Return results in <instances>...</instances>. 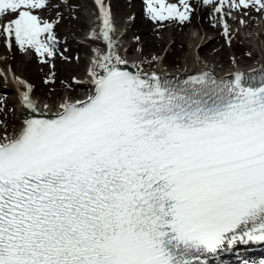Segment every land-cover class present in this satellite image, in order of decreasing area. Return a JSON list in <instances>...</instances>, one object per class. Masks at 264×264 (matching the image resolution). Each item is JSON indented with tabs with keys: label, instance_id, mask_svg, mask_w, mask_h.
I'll return each mask as SVG.
<instances>
[{
	"label": "snow or ice",
	"instance_id": "1",
	"mask_svg": "<svg viewBox=\"0 0 264 264\" xmlns=\"http://www.w3.org/2000/svg\"><path fill=\"white\" fill-rule=\"evenodd\" d=\"M94 2L110 49L89 70L94 94L0 137V264H208L264 243V79L204 73L181 85L123 70L111 10ZM202 2L264 14V0ZM47 5L0 0V36L45 64L54 25L34 13ZM146 5L154 21L192 12L190 0ZM19 84L32 108L31 85Z\"/></svg>",
	"mask_w": 264,
	"mask_h": 264
},
{
	"label": "rangeland",
	"instance_id": "2",
	"mask_svg": "<svg viewBox=\"0 0 264 264\" xmlns=\"http://www.w3.org/2000/svg\"><path fill=\"white\" fill-rule=\"evenodd\" d=\"M167 2L179 4V0H167ZM196 2L195 0V4H197ZM49 3L51 4L49 8L47 5L43 10L37 9L34 14L38 15L40 19L43 17L42 21L52 23L57 42H65L62 45H56L54 50L56 52L55 57L62 54L63 63L71 65V69L68 72L79 70V73L70 72L69 79H83L85 70L87 69L86 56H88V48L86 45L77 42L85 37L90 24V20L85 15L87 12L85 0H49ZM193 3L191 4L190 0L191 6ZM178 6L181 9L183 7L182 5ZM111 7L112 14L118 18L117 20L121 27H125L127 30L124 39L125 43L129 45L127 52L132 55L138 54L142 60V67H139L140 70H148L161 64L166 67L167 71L176 69L182 65L184 56L189 51V48H191L187 44L186 38L192 34V31H196L195 36L203 33L200 27L193 24L190 20L184 23H180L179 21L152 20L147 11L146 0H111ZM236 13L243 17L242 21H245L250 28L258 31V33L260 32L259 35L264 37V14L257 13L255 10H249L247 14H243L240 11H236ZM236 13H234V10H231L230 16L232 19ZM211 15L215 28L213 30L204 29V33L218 36L216 44L217 47L219 46V52L229 60L216 63V66L218 65V67L224 70L232 66L236 60L241 64H250L255 59H258L259 51L249 48L250 42L242 37L244 29L236 31V26H229V35L226 36L224 34L225 30L218 28V26H222L221 21L214 14ZM195 20L196 23L198 18L195 17ZM238 24L241 23L239 22ZM144 27H150L154 31L150 33L153 41L154 39L158 41L157 37L161 36L162 33L164 36L167 35L165 38L163 37L165 39L163 45L153 47L144 44V40L140 38V33ZM46 35L41 36V40H45ZM66 37L71 39L66 41ZM210 46L212 45L199 47V54L204 59H209ZM62 49L64 51L61 53ZM2 52L6 54V59L3 62L4 66L13 65V67L18 66L24 70L22 71L25 74L24 82L26 85H31L32 95L39 98L42 102H49L51 106L62 102L64 97L65 101H68L66 97L68 96V92L72 91L74 94L84 95L90 91L87 86L85 88H78V86H73L72 82L68 81V79L65 81L64 75L54 69L56 64L52 60L55 57L48 58L49 63L47 64L41 63L42 58L36 54L34 49L22 50L14 42L12 47L9 48L6 39L0 36V54ZM22 58L24 60L33 58V61L28 64L21 61L18 62ZM216 59L220 60V57ZM3 82L4 80L0 77V136H6L8 133L15 131L18 126L15 91L6 90L4 86L7 85H3ZM68 87H71V89H68ZM24 88L26 87L24 86ZM73 97L74 95H70L69 100H72Z\"/></svg>",
	"mask_w": 264,
	"mask_h": 264
},
{
	"label": "bare ground",
	"instance_id": "3",
	"mask_svg": "<svg viewBox=\"0 0 264 264\" xmlns=\"http://www.w3.org/2000/svg\"><path fill=\"white\" fill-rule=\"evenodd\" d=\"M197 4H195V0H191V4L193 3L192 12L190 16V21L193 24H196L200 27V29L203 31V33H199L197 36H195V32L192 31V34L186 38V42L191 46L189 48V51L184 56L182 60V65L177 67L176 69L172 71H167L166 67L161 64L159 66H154L151 69L148 70H142L144 73L151 74L156 73L161 76V78H171V77H179V76H195L198 73L202 72V70H208V71H214L216 75L223 76L228 75L230 72H249L253 69H256L258 67L264 66V37L259 35L258 31H254L252 28H250L245 21L243 23L241 22L243 20V17L240 16L238 13H236L235 17L232 19L230 15H227L229 13V8L227 5L224 8L223 13H217L214 10L213 6L206 5L202 2V0H196ZM87 12L85 15H87L88 19L90 20L89 29L86 32L85 37H83L80 41L77 43L86 45L88 48V56H86L87 60V69L85 70V76L83 79L80 80H72L69 79L70 72H78L71 70L68 72L69 69H71L70 64H65L62 61V54L57 55L52 62L56 64L54 67L57 72L64 75L65 81L68 79V81L72 82L73 86H78V88H85L86 86L90 89L86 94L78 95L74 94L72 91L68 92L66 96L68 101L64 100L60 102L59 104H56L54 108L48 107L49 105L46 103H43L39 101L36 97L32 95V92L30 93V98L33 102V107L29 108L25 105L23 101V94L27 92V88H24L23 85L19 84V81H25V74L24 70L19 68L18 66L13 67L12 66H4L3 62L4 59H6L5 52H2L0 54V77L4 80L3 85L6 90H12L15 91V99L17 100L16 105V114L18 116V126L15 131H12L8 133L6 136L9 138H13L22 128L24 123L28 120H37L41 113H47V114H54L55 112H60L61 105L65 102L68 103H76L77 101H84L87 100L88 97L92 94H94L95 86L92 83V78L89 75V70L93 66V61L97 59L98 56H104L107 55L110 51L107 41L104 40L102 35V29L103 24L100 20V13L99 8L96 6L94 0H85ZM169 3V2H168ZM177 4V3H176ZM51 4L48 0V8ZM179 5V4H178ZM231 12V11H230ZM211 14H214L216 18L222 22H227L228 27H235L236 31H239L241 29H244V33L246 35L244 36L246 41H249V48L256 49L259 51L258 59L254 60L250 64H241L237 60L232 64V66H229V68L222 70L218 65L216 66V63H220L221 61H229L226 56H224L222 53L219 52V46L217 47L216 42H218V36H211L210 34L204 33L205 30H213L215 28L214 23L211 19ZM112 21L115 28V32L112 34L115 47L114 49H111V51H114L116 54L120 55L123 59L128 61L127 65L121 66L123 70L130 71L133 73H136L137 71H140L139 69H136L137 66H139V63H141V58L139 55H132L129 54L128 48L129 45L125 43L124 39L127 34V30L125 27H121L119 24L118 18L112 14ZM46 17V16H44ZM195 17L198 18V21L195 23ZM43 18V17H42ZM41 18V19H42ZM200 18V20H199ZM210 22V23H209ZM241 24H238V23ZM202 26V27H201ZM229 27V28H230ZM199 29V30H200ZM217 29V28H216ZM154 32L152 28L144 27V29L140 33V38L144 40V44L147 46H162L164 43V38L167 36L162 33L161 36L157 37L159 40L154 41L151 38L150 33ZM195 34V35H194ZM248 35V36H247ZM164 37V38H163ZM69 37H66L65 40L69 41ZM176 39V38H175ZM175 42V40H174ZM65 44V42L62 43V41L57 42L56 45H62ZM207 46L212 45L209 48L210 55L209 59H204V57H201L199 54V47L200 46ZM64 51V49L61 50ZM58 54V53H57ZM85 56V55H84ZM220 57V60H217L216 58ZM8 58V57H7ZM37 58V57H36ZM65 59V58H64ZM21 61L22 63H31L33 61V58H30L29 60H24L23 58L18 60V62ZM85 61V60H84ZM84 63V62H83ZM10 65V64H9ZM83 74V73H82ZM68 89H71V87H68ZM70 95H74L73 100H69ZM7 102V101H6ZM3 137V136H0ZM260 247L261 249H264V243H260L256 246V243L248 242L246 244L241 243L238 245L229 246L226 250L218 252L215 256L208 255L205 257L208 261V264H227L228 259H232L236 257L237 255H240L244 252H248L250 249Z\"/></svg>",
	"mask_w": 264,
	"mask_h": 264
}]
</instances>
